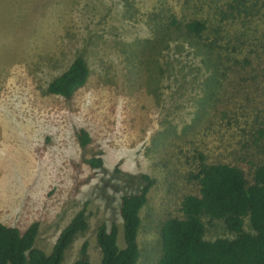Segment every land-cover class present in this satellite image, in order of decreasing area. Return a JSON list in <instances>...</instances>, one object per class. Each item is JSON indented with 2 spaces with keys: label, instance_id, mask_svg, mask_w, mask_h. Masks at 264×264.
Masks as SVG:
<instances>
[{
  "label": "rangeland",
  "instance_id": "rangeland-1",
  "mask_svg": "<svg viewBox=\"0 0 264 264\" xmlns=\"http://www.w3.org/2000/svg\"><path fill=\"white\" fill-rule=\"evenodd\" d=\"M233 3L0 0V221L20 230L37 221L34 246L49 253L85 205L88 229L63 262L86 241L90 264H99L96 228L115 221L123 246L119 199L144 173L154 183L141 209L137 264H157L160 224L198 192L201 162L235 163L251 180L264 164V0L244 1V11ZM171 16L207 29L185 34ZM77 55L90 70L86 83L69 98L49 93ZM78 127L92 138L85 155L99 152L103 170L81 162ZM200 217L206 240L235 235L222 219ZM243 229L253 230L246 216Z\"/></svg>",
  "mask_w": 264,
  "mask_h": 264
},
{
  "label": "trees",
  "instance_id": "trees-1",
  "mask_svg": "<svg viewBox=\"0 0 264 264\" xmlns=\"http://www.w3.org/2000/svg\"><path fill=\"white\" fill-rule=\"evenodd\" d=\"M246 0H234L231 8L244 11ZM246 7V6H245ZM171 26H182L185 34L200 36L207 25L192 18L180 23L169 18ZM233 63L252 66L248 58L233 57ZM219 71V70H218ZM222 72V71H220ZM90 74L88 64L81 55L73 58L67 68L47 85V91L64 98L71 97L81 88ZM224 76V74H223ZM218 77V76H217ZM217 80V78H216ZM258 137H264L259 129ZM81 149V162L90 169H104L99 152L85 155L92 138L84 127L75 130ZM115 174L121 173L118 166ZM197 193L183 196L180 216L166 218L160 224L162 253L157 264H264V164L256 165L251 180L235 163L201 162L194 174ZM139 187L121 194L118 213L122 221L123 246L117 242L118 225L115 221L100 222L96 228V244L100 250L99 264H137L140 250L137 242L141 225V209L146 204L154 179L147 174L137 176ZM222 219L232 238H204V224L200 214ZM248 217L252 232L243 229V217ZM86 206L83 205L59 231L49 253L34 246L38 222H30L24 230L0 221V264H65L63 257L75 238L88 229ZM87 242L80 247L79 256L69 264H90Z\"/></svg>",
  "mask_w": 264,
  "mask_h": 264
}]
</instances>
